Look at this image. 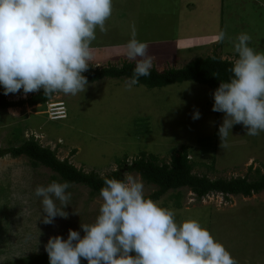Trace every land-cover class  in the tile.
Segmentation results:
<instances>
[{"label": "rangeland", "instance_id": "obj_1", "mask_svg": "<svg viewBox=\"0 0 264 264\" xmlns=\"http://www.w3.org/2000/svg\"><path fill=\"white\" fill-rule=\"evenodd\" d=\"M133 25L136 38L148 44V55L154 57L152 69L159 73L209 57L234 62L238 54L233 41L241 33L251 36L250 47L264 53V0H113L108 31L97 29L91 45L89 68L135 65L126 56ZM221 30L226 39L216 43ZM127 81L103 79L75 96L55 94L50 101L66 107L67 119L62 122H49L42 107L0 109V150L34 139L59 161L67 160L77 170L99 177L117 171L124 162L131 165L142 153L157 157L159 165L169 164L182 148L188 150L192 174L210 181H252L257 171L264 173V132L249 136L244 126L236 124L226 146H220L218 130L224 113L212 111V89L186 82L162 89L137 84L127 90ZM36 93L25 96L21 89L4 95L0 85V94L14 103ZM194 111L200 113L199 119L192 118ZM52 181L62 182L27 158L0 159V264H15L26 257L29 264L43 257L49 264L44 246L50 237L67 239L69 229L83 237L80 224L94 223L102 198L91 195L88 188L70 185V205L63 209L68 217L57 216L53 224H44L42 198L34 192ZM143 184L146 197L157 191ZM180 192V197L169 192L156 202L174 210L177 223L197 220L238 264H264V193L250 198L210 194L198 201L189 190Z\"/></svg>", "mask_w": 264, "mask_h": 264}, {"label": "clouds", "instance_id": "obj_2", "mask_svg": "<svg viewBox=\"0 0 264 264\" xmlns=\"http://www.w3.org/2000/svg\"><path fill=\"white\" fill-rule=\"evenodd\" d=\"M112 12L113 0H0L4 95L21 89L25 96L41 90L46 97L84 93L88 80L82 73L90 67L91 45L97 29L108 31ZM225 39L222 30L215 36L216 43ZM251 39L241 33L233 41L238 58L229 69L232 76L212 94V111L224 113L218 130L221 147L236 124L249 136L264 132V53L249 46ZM148 47L136 38L133 25L126 56L135 67L127 90L151 74L154 57L148 55ZM192 118L199 119L200 113L194 111ZM69 188L67 181L36 187L34 194L42 198L46 213L44 224L68 217L63 209L70 205ZM99 195L102 203L94 223L80 224L83 237L69 229L67 239H48L44 247L49 264H81V259L87 264H238L197 220L177 223L175 211L147 198L143 181L130 174L104 178Z\"/></svg>", "mask_w": 264, "mask_h": 264}, {"label": "trees", "instance_id": "obj_3", "mask_svg": "<svg viewBox=\"0 0 264 264\" xmlns=\"http://www.w3.org/2000/svg\"><path fill=\"white\" fill-rule=\"evenodd\" d=\"M233 62L221 60L218 57H209L199 59L189 63L186 67L179 70H167L162 73L151 69L148 77H140L138 85L148 89H162L168 86L193 82L207 86L215 91L221 82H228L232 74L229 69ZM134 64H124L119 68L107 67L102 69H91L83 72L82 75L88 80V84H94L103 79H121L129 78L133 75ZM44 96L42 90L32 95L29 99L20 100L16 103L8 102L0 94V109L21 108L27 105L30 108L41 106L50 102L52 97ZM241 127V126H240ZM187 148H182L181 152L171 157L169 164H158L157 157L153 155L141 154L133 161L131 165L125 162L105 177H99L94 173H84L77 170L69 164L67 160L59 161L54 152L48 148L41 147L34 139L25 140L20 146L0 150V159L10 156L14 159L19 157L27 158L34 166H42L55 173L62 182H69L70 185H80L88 188L91 195L100 196L101 187L104 186V178L123 179L125 175L134 173L146 185L156 187L157 191L149 197L153 201H158L169 192L177 193L180 197V191L187 189L196 197V200H202L210 194H220L222 196L250 198L252 195L264 193V173L262 175L257 171V179L250 181L248 178H236L230 180L210 181L205 176H195L192 174L193 164L188 160ZM176 196V198H178ZM178 204H176V207ZM45 258H36V264H46ZM28 257L18 259L15 264H29ZM32 264V263H31ZM81 264H87V261L81 259Z\"/></svg>", "mask_w": 264, "mask_h": 264}, {"label": "built area", "instance_id": "obj_4", "mask_svg": "<svg viewBox=\"0 0 264 264\" xmlns=\"http://www.w3.org/2000/svg\"><path fill=\"white\" fill-rule=\"evenodd\" d=\"M45 114L50 122L65 120L67 116L66 107L62 102H48L45 105Z\"/></svg>", "mask_w": 264, "mask_h": 264}, {"label": "crops", "instance_id": "obj_5", "mask_svg": "<svg viewBox=\"0 0 264 264\" xmlns=\"http://www.w3.org/2000/svg\"><path fill=\"white\" fill-rule=\"evenodd\" d=\"M6 98V100H7V96L5 97ZM14 99V98H13ZM8 102H13V100L11 101V100H7ZM16 102V101H15ZM41 106H37V107H35V108H33V109H39ZM27 109H28V107H26ZM20 108H13V109H7V111L9 110H14V112L15 111H17V110H19ZM2 111H5V110H2Z\"/></svg>", "mask_w": 264, "mask_h": 264}]
</instances>
